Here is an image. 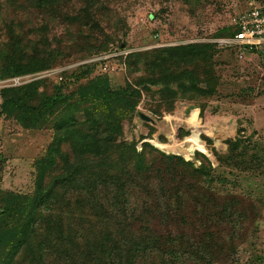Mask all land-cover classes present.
<instances>
[{"label": "trees", "instance_id": "trees-1", "mask_svg": "<svg viewBox=\"0 0 264 264\" xmlns=\"http://www.w3.org/2000/svg\"><path fill=\"white\" fill-rule=\"evenodd\" d=\"M70 1L13 0L7 6L0 1V80L67 64L66 53L76 52L74 32L87 43L78 52H111L118 34L105 31L108 5L78 0L79 9L67 12L64 4ZM26 12L64 26L70 45L65 35L55 36L58 49H53L48 24L28 26ZM237 31L231 27L226 35ZM216 53L215 45L204 43L133 52L125 62L127 86L120 89L106 76L74 90L66 78L51 87L34 80L2 89L0 118L26 130L51 123L54 137L34 163L32 193L0 190V264H216L230 255L233 245L220 232L238 229L246 213L236 198L221 200L212 191L215 168L204 155L207 148L197 146L212 141L206 136L195 141L192 132L180 144L149 139L139 149L121 139L124 121L134 118L145 93L158 115L164 108L172 111L179 99L216 95ZM154 86L160 89L153 91ZM228 144L232 160L240 141ZM213 155L223 162L214 149ZM194 156L199 167L191 162ZM192 225L204 231L194 234L185 227Z\"/></svg>", "mask_w": 264, "mask_h": 264}, {"label": "rangeland", "instance_id": "rangeland-1", "mask_svg": "<svg viewBox=\"0 0 264 264\" xmlns=\"http://www.w3.org/2000/svg\"><path fill=\"white\" fill-rule=\"evenodd\" d=\"M0 1L7 6L13 0ZM103 1L108 5L106 15L110 20L105 31L111 36L118 34L109 48L111 52L100 55L78 52L87 43L78 39L77 32H74L77 53H66L71 56L66 60L67 64L38 74L1 79L0 91L34 80H43L51 87L64 78L70 79L67 80L68 89L74 90L79 84L97 76L108 77L114 89L125 88L128 82L125 62L133 52L196 43L215 45L214 64L219 77L216 95L197 101L179 99L172 111L164 108L163 113L158 115L151 111V106L155 104L153 98L145 93L134 118L124 121L121 139L136 142L140 149L149 139L163 143L174 140L180 144L192 132L196 133L195 141L202 136L208 137L211 144L206 145L202 138L205 145L197 146L207 148V153L202 149L200 151L207 155L215 168L212 191L221 200L236 198L240 209L246 213V219L238 229L220 232L222 237L226 236V242L232 243L233 251L216 264H264V61L258 57L241 58L235 50L220 48L218 43L227 37L232 17L248 9L251 2L264 7V0ZM64 5L67 12H73L79 9L80 2L71 0ZM25 18L32 22L28 25L31 27L48 24L53 49H58L53 41L55 36L65 35V43L70 45L66 35L69 33L64 26L37 12H26ZM72 37L71 33L69 39ZM86 71L85 78L76 79L77 75ZM159 89L152 87L153 91ZM64 91L67 92V89ZM139 113L149 116L155 123L142 120ZM53 137L51 123L40 129L26 130L15 120L1 117L0 190L24 195L32 193L36 175L34 163L46 155ZM218 137L222 139L220 143L217 142ZM231 140L240 141L236 158L232 160L227 159L230 154L228 142ZM213 149L223 162H218ZM191 162L200 166L195 156ZM181 227L172 229L182 231ZM185 227L191 228L188 231L194 234L204 231L202 225ZM156 229L162 233L166 231L164 227ZM212 230L217 232L214 228ZM186 264L206 263L193 260Z\"/></svg>", "mask_w": 264, "mask_h": 264}, {"label": "built area", "instance_id": "built-area-1", "mask_svg": "<svg viewBox=\"0 0 264 264\" xmlns=\"http://www.w3.org/2000/svg\"><path fill=\"white\" fill-rule=\"evenodd\" d=\"M231 27L238 31L220 40V48L235 50L239 57H258L264 61V8L254 2L248 9L232 17Z\"/></svg>", "mask_w": 264, "mask_h": 264}, {"label": "water", "instance_id": "water-1", "mask_svg": "<svg viewBox=\"0 0 264 264\" xmlns=\"http://www.w3.org/2000/svg\"><path fill=\"white\" fill-rule=\"evenodd\" d=\"M139 117H140L142 120H144V121H146V122H148V123H152V124L155 123V121H154L152 118H150L149 116L145 115L144 113H139Z\"/></svg>", "mask_w": 264, "mask_h": 264}]
</instances>
